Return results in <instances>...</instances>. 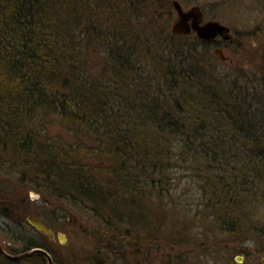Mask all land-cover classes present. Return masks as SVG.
<instances>
[{
  "label": "trees",
  "instance_id": "trees-1",
  "mask_svg": "<svg viewBox=\"0 0 264 264\" xmlns=\"http://www.w3.org/2000/svg\"><path fill=\"white\" fill-rule=\"evenodd\" d=\"M168 17L169 0H0V169L6 171L0 173L19 176L21 184V179L34 184L59 173L54 184L67 192L62 198L92 212L90 220L99 231L93 239L105 242L101 249L114 257L127 245L138 252L156 248L155 228L141 214L144 207L135 218L137 199L147 184L156 189L159 175L183 162L198 181L201 209L196 214L205 226L231 235L234 244L251 236L264 245V230L258 228L264 217H257L264 210V67L253 77L235 67V80L224 82L208 44L172 35ZM79 19L83 39L76 42L69 28ZM161 20L166 30L153 35L155 46L144 31L161 29ZM89 47L98 48L104 65L92 67L85 53ZM139 61L152 64L151 78L143 77ZM77 65L85 67L82 81ZM30 106L57 112L76 125L95 146L96 157L109 164L85 165L91 150L83 152L84 145L66 152L50 146V151L17 119V111ZM11 185L1 186L0 204L16 195ZM127 209L130 215L123 214ZM3 212H9L8 206ZM134 220L145 222L143 238L119 234L121 223ZM20 239L21 252L7 248L9 254L42 248L57 263L55 248L42 233L29 227L28 238ZM69 255V264L82 259L75 252ZM0 260L47 264L40 254L17 261L0 254Z\"/></svg>",
  "mask_w": 264,
  "mask_h": 264
},
{
  "label": "rangeland",
  "instance_id": "rangeland-1",
  "mask_svg": "<svg viewBox=\"0 0 264 264\" xmlns=\"http://www.w3.org/2000/svg\"><path fill=\"white\" fill-rule=\"evenodd\" d=\"M49 1L51 0H47V2ZM86 1L94 2V0ZM178 1L183 5L187 4V6L199 5L208 18L215 19L217 16L218 18L216 19L231 27L232 32L243 43L244 49L238 52V61L231 51H225L224 54L233 62L217 63V71L223 75V78L226 76L223 79L224 82L232 83L235 80L234 75H237L236 70H234L235 67H241L238 70L241 72L247 71L245 73L251 77L262 73L264 67V0ZM136 14L141 17V13L135 10ZM149 18L151 21L155 19L152 15H149ZM138 20L140 24L144 23V19L140 18ZM166 20L169 22L166 27L171 31L170 25L173 22V15L170 19L169 17L168 19L166 18ZM158 23L161 24V29L156 25L144 31L148 34L146 38H150L153 45H155L152 40L153 35L155 38L156 35L159 36L160 33L166 30L162 20L158 21ZM72 26L69 28V33L74 41L80 42L83 39L81 35L83 23L79 19ZM160 39L161 37H159ZM96 49L98 48L89 47L87 52H85L87 60L90 61L92 67L99 66L100 63L104 65L102 59L104 56L101 53H97ZM154 49L156 48L154 47ZM161 53L163 54V51ZM212 54H214L213 51ZM80 57V59L84 58V54L83 56L80 55ZM148 66L145 63H140V61L139 66H137L140 71L145 73L143 75L144 78H151L152 64ZM75 69L76 76L78 75L77 77L79 78V75L84 73L80 69L84 70L85 67L77 65ZM79 79L82 81L83 77ZM255 79L258 80L260 78ZM41 109L45 111V108L41 107ZM17 112L19 114L17 119L22 121L21 124L27 129V132L36 136L37 139L40 138L42 141H46L44 142L45 147L53 146L55 150L66 152V148L72 149L74 146L84 145L82 146L83 152L91 150L84 158L85 160H83L85 165L96 166L99 163L107 166L109 164L108 161L100 157L97 158L94 151L95 146L93 144V146L90 145L88 139L76 125L68 123L65 117L63 118L57 112L51 111V113L49 110V112L43 113L31 106L26 110H22V112ZM77 117L79 120H83L81 116ZM89 120L90 118H87L84 121L88 123ZM50 151H52L51 147ZM22 156L24 155L18 154L19 158ZM68 161H73V159ZM65 165L67 166L68 164ZM44 166L46 167V164ZM185 166V163L178 162L175 167H171L163 175H159L160 186L154 189L149 183L142 191L143 197L138 196V210L135 218L139 219L138 213L141 207H144L141 214H145L146 219L151 222L150 227L153 226L155 228L156 237L152 239H155L156 248L144 246L138 252L135 246L127 245L121 253L114 257L104 249H101L104 244L106 245L105 242H101L98 238L93 239V235L98 230L94 228V221L90 220L92 212L77 208L68 199L62 198L67 195V192L64 194L54 184V182H59V173L53 176L51 172L50 176L53 177L49 178V180L40 179V183L34 184H25L24 181L26 180L21 179L22 185L19 181V176L4 175L6 171L0 169L4 172L0 173V191H3L1 187L3 184H12L11 186L14 184L16 187V195L12 200L7 205L0 204V245L5 251L11 249L15 253L21 252L24 243L21 242L20 236L23 239L28 238L29 231V226L23 223L26 216L33 215L47 224L54 232L51 243L57 253L56 264H69L70 251L82 257L78 264H264V245L258 240L253 239L251 236L241 237L234 244L231 241L233 240L231 235L224 232L221 233L220 229H215L213 225L205 226L206 224L196 214L198 213L197 209H201L198 205L200 201L197 187L198 181L189 176L191 173L187 172ZM64 169L62 168V171ZM25 172L27 173L26 170ZM56 172H59V168L56 169ZM25 175L26 179L31 178L30 173ZM156 179L158 178L156 177ZM48 186L52 187L53 190H47L46 187L48 188ZM43 190L51 195H42ZM33 195L46 198V200H49L50 205H47L43 199H33ZM6 196H10L9 193H6ZM53 198L59 202H55ZM6 206H8L9 212L4 213ZM257 213H259L257 217H264V210ZM123 214L130 215L131 211L127 209L126 213L123 212ZM194 215L199 218L192 219ZM258 226L260 230H264V221H260ZM83 229L86 230L85 234ZM144 230L145 222L141 220L140 222L134 220L133 224L123 222L118 227L119 234L125 233L131 236V234L135 233L140 239L144 237ZM170 231L173 236L170 235ZM60 235L63 237H60ZM261 239L264 241V234ZM172 241L174 246L168 244V242ZM130 242L131 239H127L125 243ZM141 245L145 244L142 243ZM92 258L93 261L90 262ZM0 264L7 263L0 260ZM28 264H35V261H31ZM71 264H75V262Z\"/></svg>",
  "mask_w": 264,
  "mask_h": 264
},
{
  "label": "water",
  "instance_id": "water-1",
  "mask_svg": "<svg viewBox=\"0 0 264 264\" xmlns=\"http://www.w3.org/2000/svg\"><path fill=\"white\" fill-rule=\"evenodd\" d=\"M173 8L177 13V18L171 25V33L173 34H189L191 31L195 32L196 35L201 39H211L218 34H223L228 31V28L221 25L217 21H208L203 25L197 23V19L201 18V12L198 7H192L188 11H184L179 4L178 1H173ZM193 19L192 25L188 24V20ZM216 54L222 58L221 51L217 50ZM33 199H43L46 203L47 201L41 196L33 195ZM26 222L34 228L36 231L42 233L46 236H52L54 233L51 229L45 226L42 222H40L37 218L33 216H27ZM60 237H63L60 235ZM0 254L9 260H21L31 257L35 254L43 255L47 259V264H53V260L50 254L42 248H34L27 252H23L18 255H10L8 254L0 245Z\"/></svg>",
  "mask_w": 264,
  "mask_h": 264
},
{
  "label": "flooded vegetation",
  "instance_id": "flooded-vegetation-1",
  "mask_svg": "<svg viewBox=\"0 0 264 264\" xmlns=\"http://www.w3.org/2000/svg\"><path fill=\"white\" fill-rule=\"evenodd\" d=\"M170 1V8H171V13L173 15V22L175 21V19L177 18V13L175 11V9L173 8V1H178V0H169ZM179 2V1H178ZM179 4L181 5L182 9L184 11H188L190 10L192 7H198L200 12H201V18L197 19V23H199L200 25H203L205 24L206 22L208 21H217L219 22L221 25L225 26L228 28V31L223 33V34H218L216 35L215 37L211 38V39H201L199 38L195 32L191 31V33L189 34H173L174 36H180V37H186V36H191L199 41H202V42H205L208 44L209 48H210V51L214 54H212L214 57H215V60L217 63L219 64H223V63H227V62H233V60H231L228 56H226L224 53L225 51H231L232 54L235 56V58H237L236 60L238 61V52L240 50H243L244 48V45L243 43L241 42L240 38L238 36H236L234 34V32H232L231 30V27L227 26L226 24L222 23L220 20L216 19L218 18L217 16L215 17V19H212V18H208L207 16H205L202 8L197 5V4H194V5H191V6H187L186 5H183L179 2ZM173 22L171 23V25L173 24ZM193 23V19H189L188 20V24L189 25H192ZM171 25H170V28H171ZM219 50L221 51V54H222V58L220 56H218L216 54V51ZM234 64V63H232ZM236 65V64H235ZM234 65V66H235ZM47 205H50V203H46ZM33 216V215H32ZM35 217V216H33ZM37 218V217H35ZM39 221H41L39 218H37ZM42 222V221H41ZM74 222H76V220H74ZM46 225V224H45ZM83 231H85L83 229ZM54 235V234H53ZM53 235L52 236H46V235H43L49 242H51L52 238H53ZM52 258V257H51ZM53 260V259H52Z\"/></svg>",
  "mask_w": 264,
  "mask_h": 264
}]
</instances>
